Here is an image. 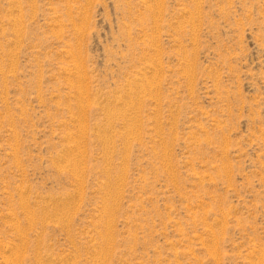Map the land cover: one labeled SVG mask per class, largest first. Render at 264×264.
I'll list each match as a JSON object with an SVG mask.
<instances>
[{
    "label": "rangeland",
    "instance_id": "1",
    "mask_svg": "<svg viewBox=\"0 0 264 264\" xmlns=\"http://www.w3.org/2000/svg\"><path fill=\"white\" fill-rule=\"evenodd\" d=\"M0 264H264V0H0Z\"/></svg>",
    "mask_w": 264,
    "mask_h": 264
}]
</instances>
